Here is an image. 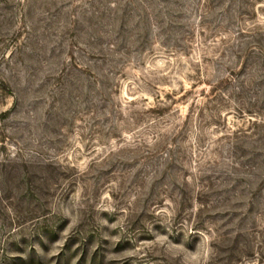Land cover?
<instances>
[{
    "label": "rangeland",
    "instance_id": "obj_1",
    "mask_svg": "<svg viewBox=\"0 0 264 264\" xmlns=\"http://www.w3.org/2000/svg\"><path fill=\"white\" fill-rule=\"evenodd\" d=\"M0 264H264V0H0Z\"/></svg>",
    "mask_w": 264,
    "mask_h": 264
}]
</instances>
